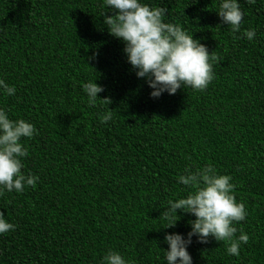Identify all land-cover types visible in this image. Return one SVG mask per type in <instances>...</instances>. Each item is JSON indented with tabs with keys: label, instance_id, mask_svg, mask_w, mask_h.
Listing matches in <instances>:
<instances>
[{
	"label": "trees",
	"instance_id": "16d2710c",
	"mask_svg": "<svg viewBox=\"0 0 264 264\" xmlns=\"http://www.w3.org/2000/svg\"><path fill=\"white\" fill-rule=\"evenodd\" d=\"M151 2L220 58L203 91L150 97L103 24V0H0V77L16 87L0 106L34 124L22 171L40 178L0 195L16 225L0 234V264H100L108 249L163 264L165 233L186 235L195 217L164 228L161 207L187 194L178 182L187 166L208 163L232 176L247 210L236 235L249 240L237 257L194 236L193 264H264V0H239L251 41L221 24L219 0ZM95 79L109 105L88 106L81 85ZM106 110L113 119L102 124Z\"/></svg>",
	"mask_w": 264,
	"mask_h": 264
},
{
	"label": "clouds",
	"instance_id": "9594fccd",
	"mask_svg": "<svg viewBox=\"0 0 264 264\" xmlns=\"http://www.w3.org/2000/svg\"><path fill=\"white\" fill-rule=\"evenodd\" d=\"M253 5L256 0H247ZM103 24L109 33L123 42V52L127 62L138 78H144L152 89V98H159L163 93L175 94L178 89L190 87L203 91L214 79L213 65L220 62L215 51L209 52L206 44L194 33L180 24L166 19L169 15L166 7L155 6L151 0H103ZM111 11L112 15H106ZM217 14L221 24H227L231 33H240L249 41L256 37V30L243 29L241 22L244 12L239 0H219ZM93 53L89 59H94ZM87 97L89 107L111 102L109 98H101L98 94L104 86L89 80L81 85ZM0 94L13 96L16 87L9 85L0 77ZM110 109V108H109ZM113 119L111 111L100 115V122ZM34 124L24 118L12 119L5 107L0 106V195L5 192L21 193L26 187H35L39 176L22 171L23 159L28 155L24 140L36 133ZM178 182L185 186L187 194L179 198H169L160 213L166 223L164 228L174 227L182 213L191 214L194 219L187 221L190 230L186 233L166 232L163 240L167 248H163V264H193L189 246L193 237L199 243H208L209 238L224 242L228 255L239 256L241 244L247 243V233L238 231L237 222L247 217L245 203L237 201L236 185L232 176L221 174L211 163L203 166H187ZM16 225L5 218L0 211V234L14 230ZM100 264H135L125 258L118 250L108 249Z\"/></svg>",
	"mask_w": 264,
	"mask_h": 264
}]
</instances>
